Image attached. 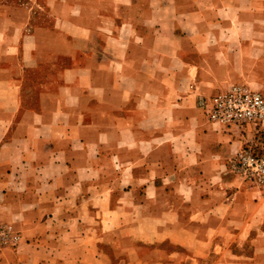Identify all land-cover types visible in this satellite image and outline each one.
<instances>
[{
  "label": "crops",
  "instance_id": "1",
  "mask_svg": "<svg viewBox=\"0 0 264 264\" xmlns=\"http://www.w3.org/2000/svg\"><path fill=\"white\" fill-rule=\"evenodd\" d=\"M264 95V0H0V264H264V133L208 119Z\"/></svg>",
  "mask_w": 264,
  "mask_h": 264
},
{
  "label": "built area",
  "instance_id": "2",
  "mask_svg": "<svg viewBox=\"0 0 264 264\" xmlns=\"http://www.w3.org/2000/svg\"><path fill=\"white\" fill-rule=\"evenodd\" d=\"M208 119L224 125H237L264 133V95L243 84H234L212 95L204 104ZM231 173L252 188L264 187V142L246 144L228 160ZM20 234L14 225L0 216V250L15 246Z\"/></svg>",
  "mask_w": 264,
  "mask_h": 264
},
{
  "label": "rangeland",
  "instance_id": "3",
  "mask_svg": "<svg viewBox=\"0 0 264 264\" xmlns=\"http://www.w3.org/2000/svg\"><path fill=\"white\" fill-rule=\"evenodd\" d=\"M264 188V187H263ZM9 222V221H8ZM11 223V222H10Z\"/></svg>",
  "mask_w": 264,
  "mask_h": 264
}]
</instances>
